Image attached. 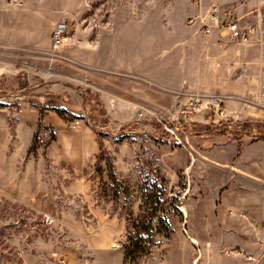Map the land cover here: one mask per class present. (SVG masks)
Wrapping results in <instances>:
<instances>
[{
    "label": "rangeland",
    "instance_id": "1",
    "mask_svg": "<svg viewBox=\"0 0 264 264\" xmlns=\"http://www.w3.org/2000/svg\"><path fill=\"white\" fill-rule=\"evenodd\" d=\"M257 1L248 0L249 8ZM31 8L64 15L59 21L68 26L62 42L73 31L82 39L99 37L115 23L127 21L144 30L154 28L156 34L160 31L162 61L184 79L178 86L156 87L157 102L144 99L148 104L141 109L149 115L140 111L127 124L113 119L99 93L87 86L81 91L84 114L46 105L39 108L36 126L19 125L22 105L29 103L30 91L42 82L34 66L45 65L41 56L54 47L42 51L0 43V264L115 262L118 253L125 254L131 245L137 226L149 219L151 197L158 198L164 191L149 231L151 248L136 263L152 264L164 257L161 246L168 238L159 232L164 228L160 219L168 221V215L182 214V204L202 198L205 153L214 157L216 169L223 166L219 162H233L236 152V167L252 166L263 172L264 117L258 104L264 73L261 34L236 42L207 36L187 21L195 10L189 0H0V9L6 13H31ZM246 20L257 24L258 17L251 14ZM48 66L65 71L64 80L71 87L79 84L78 76L86 74L72 61H50ZM195 91L213 100L190 108L188 94ZM66 97L71 99L69 94ZM55 113L64 119V128L44 121V115ZM228 118L247 122L241 138L223 133L230 129ZM142 120L151 123L153 133L142 132ZM221 120L227 124L219 128L216 123ZM58 134L59 147H53ZM84 134L95 135L101 144L96 158L87 164L76 142ZM150 136L159 142L154 151L147 144ZM125 140L130 147H122ZM62 141L68 142V150ZM186 146L196 153L188 169L187 198L186 176L179 173V181L172 184L163 168V158H168L171 167L184 163ZM253 178L258 185L264 184L263 174ZM99 214L107 220L99 221ZM118 241L122 245L114 247ZM238 249L234 244L225 248L230 255L235 252L236 264L244 256ZM123 262L133 264L125 257Z\"/></svg>",
    "mask_w": 264,
    "mask_h": 264
},
{
    "label": "crops",
    "instance_id": "2",
    "mask_svg": "<svg viewBox=\"0 0 264 264\" xmlns=\"http://www.w3.org/2000/svg\"><path fill=\"white\" fill-rule=\"evenodd\" d=\"M31 10V13L12 10L6 13L0 9V43L42 51L53 48L52 28L57 21L63 20L64 15L57 11L43 12L36 8ZM130 23H115L113 27L99 34V37L87 39L78 37L77 31H73L60 46L41 56L45 65H35L34 68L39 70L42 82L30 91L32 96L29 103L22 105L19 125L36 126L40 119L39 108L46 105L62 106L75 113L84 114L86 109L81 91L87 86L99 93L106 111L113 119L127 124L136 119L143 106L148 104L144 99L157 102L153 94L156 87L180 85L184 77L178 71L173 73L174 67L161 59L159 27L156 34L154 28L144 30ZM197 28L201 31L198 26ZM55 60L61 63L75 62L79 65V70L86 74L78 76L79 84L67 86L64 80L66 72L48 66L50 61ZM67 94L71 99L66 97ZM151 106L155 108L154 104ZM225 110L224 108L223 111ZM142 111L144 116L149 115L148 111ZM228 119L236 122V118ZM44 121L58 128L65 127L64 119L56 113L44 115ZM147 121L139 122L141 130L144 128L142 132L153 133L152 125ZM220 124L227 122L221 120L216 126ZM147 141L152 151L159 147L154 136H150ZM76 142L79 149H82L80 158L84 163L87 164L92 157L96 158L101 144L95 135L84 134L76 138ZM59 144L58 134L52 146L59 147ZM62 144L68 150V142L62 141ZM121 145L123 148L131 146L127 140ZM184 154L185 162L178 167L169 166L168 158H163L166 164L163 168L172 184L179 181V173L186 176L184 195L187 198L188 169L194 163L196 153L186 146ZM204 155L206 163L201 173L202 198L191 205L182 204V214L168 215L170 235L161 246L164 257L152 264H236L235 252L233 255L225 252V248L233 244L239 248V253H244L238 264H264V184L258 185L253 178L261 174L264 176V169L261 172L252 166L236 167V152L233 162L217 161L223 166L216 169L213 167L216 161L214 157L206 153ZM127 160L130 163L131 154L127 156ZM189 207L193 208L191 213ZM99 215V221L107 220L102 214ZM104 252L112 253L108 249ZM248 254L254 259H248ZM123 261L124 252H120L115 262L94 264H126Z\"/></svg>",
    "mask_w": 264,
    "mask_h": 264
},
{
    "label": "built area",
    "instance_id": "3",
    "mask_svg": "<svg viewBox=\"0 0 264 264\" xmlns=\"http://www.w3.org/2000/svg\"><path fill=\"white\" fill-rule=\"evenodd\" d=\"M189 2L195 6V11L188 15L187 21L197 25L207 36L217 35L236 42L248 41L257 32L261 34L260 38L264 39V0H258L252 8H249L248 0H189ZM251 14L257 15V24L246 20ZM67 26L65 21L56 23L52 32L54 48L61 44ZM204 100L211 101L213 97L205 92H191L188 94L187 105L196 108ZM258 104L264 117V73ZM213 105L217 107L219 102H214ZM121 245L120 241L113 243L114 247ZM247 256L248 259H254L250 254Z\"/></svg>",
    "mask_w": 264,
    "mask_h": 264
},
{
    "label": "trees",
    "instance_id": "4",
    "mask_svg": "<svg viewBox=\"0 0 264 264\" xmlns=\"http://www.w3.org/2000/svg\"><path fill=\"white\" fill-rule=\"evenodd\" d=\"M60 113H64V111L62 109L59 110ZM247 122H230V129L229 131H223V133H230L231 135H233L236 138H241L244 134H243V130H245L244 126L246 125ZM226 124H220L219 128H221L220 126H225ZM257 137H255L256 139ZM54 139V136L53 138ZM112 178L115 180V176H113V174L111 175ZM164 191H162V195H160L158 198L155 197L154 199L151 197L152 199V213L149 217V219L147 220V222L145 224H141V226H137V230H136V234L134 235V237L132 238L131 241V245L126 247L125 249V254L124 257L127 261H130L133 264L139 263V260L142 258V256H144L145 254H147L151 248V244H152V239H151V232H149L151 229H153V218L157 216L158 213V207L159 204L161 202V196H163ZM160 218V217H159ZM160 225H163V229L159 230V232H163L166 234V236L170 235V228H169V223L166 219H160ZM146 232V236H144L142 233Z\"/></svg>",
    "mask_w": 264,
    "mask_h": 264
}]
</instances>
